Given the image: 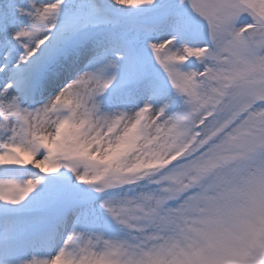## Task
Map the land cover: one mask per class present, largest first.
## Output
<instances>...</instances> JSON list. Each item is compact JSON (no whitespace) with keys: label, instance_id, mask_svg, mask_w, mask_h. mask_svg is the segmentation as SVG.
<instances>
[{"label":"snow or ice","instance_id":"1","mask_svg":"<svg viewBox=\"0 0 264 264\" xmlns=\"http://www.w3.org/2000/svg\"><path fill=\"white\" fill-rule=\"evenodd\" d=\"M0 264H264V0H0Z\"/></svg>","mask_w":264,"mask_h":264}]
</instances>
